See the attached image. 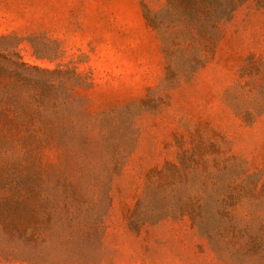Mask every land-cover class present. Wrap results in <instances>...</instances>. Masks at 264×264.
<instances>
[{
  "label": "rangeland",
  "instance_id": "rangeland-1",
  "mask_svg": "<svg viewBox=\"0 0 264 264\" xmlns=\"http://www.w3.org/2000/svg\"><path fill=\"white\" fill-rule=\"evenodd\" d=\"M164 4L0 0V34L20 38L24 62L92 81L61 111L88 126L72 149L0 155L25 160L41 203L30 252L56 264H264V6L239 7L214 52L169 53L147 17Z\"/></svg>",
  "mask_w": 264,
  "mask_h": 264
},
{
  "label": "trees",
  "instance_id": "trees-1",
  "mask_svg": "<svg viewBox=\"0 0 264 264\" xmlns=\"http://www.w3.org/2000/svg\"><path fill=\"white\" fill-rule=\"evenodd\" d=\"M250 1L165 0L163 8L149 11L147 17L149 24L161 32L167 52L211 53L221 39L222 23ZM256 3L264 6V0ZM173 32L182 37L172 38ZM19 46L16 34H0V155L72 149L74 131L88 126L61 111L73 105L74 87L88 86L92 81L73 67L28 65L20 56ZM18 155L11 163L0 161V262L56 264L40 251L28 250L41 242L38 238L32 243L28 232L30 224L41 218V203L39 199L29 201L30 190L23 183L26 162ZM66 217L76 221L73 213Z\"/></svg>",
  "mask_w": 264,
  "mask_h": 264
}]
</instances>
